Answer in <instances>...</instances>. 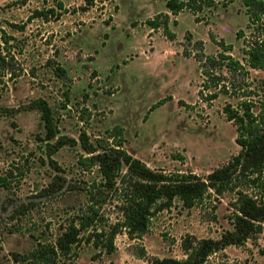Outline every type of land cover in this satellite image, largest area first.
I'll use <instances>...</instances> for the list:
<instances>
[{"label": "rangeland", "instance_id": "1", "mask_svg": "<svg viewBox=\"0 0 264 264\" xmlns=\"http://www.w3.org/2000/svg\"><path fill=\"white\" fill-rule=\"evenodd\" d=\"M166 1L0 0V37L11 38L13 63L21 73L12 80L3 72L0 81V176L14 170L11 190L0 188V264H7L11 253L33 247L32 231H46L53 239L69 215L68 206L79 203L71 192L37 196L54 171L39 140L43 127L40 111L33 108L36 99L53 107L61 133L78 139L84 130L95 141L118 126L130 153L168 173L192 171L204 177L240 151L236 125L224 108L247 97L242 89H254V101L264 98V68L233 75L218 70L232 94L210 99L217 88L204 87L206 76L195 54L223 49L212 40L214 34L233 45L234 57H246L245 49L260 34L255 24V29L247 27L249 7L245 0H198L193 9L175 15ZM36 11L43 15L34 17ZM152 19L167 21L174 38L162 26L148 33ZM241 29L246 34L239 39ZM59 65L67 70L63 77L54 72ZM82 152L80 143L69 145L53 159L69 176L89 179L97 169L79 168ZM244 189L264 199V181L256 189ZM235 197V192L212 193L193 208L175 201L153 217L142 238L121 232L112 254L83 245L68 264H150V257L185 258V237L220 238L232 228ZM31 202L36 203L32 214L11 218V209ZM140 246L147 258L137 254ZM206 264H264V230L257 240L228 246Z\"/></svg>", "mask_w": 264, "mask_h": 264}, {"label": "trees", "instance_id": "2", "mask_svg": "<svg viewBox=\"0 0 264 264\" xmlns=\"http://www.w3.org/2000/svg\"><path fill=\"white\" fill-rule=\"evenodd\" d=\"M195 1L198 0H168L166 6L172 13L179 14L183 9H193ZM245 4L251 16V23L247 27L255 29L251 25L255 24L260 33L245 49L246 57H234L231 53L233 45L217 40L214 34H211L212 40L223 49L215 54L202 51L195 54L206 76L204 87L207 90L218 89L210 99L217 98L222 92L232 94L231 86L222 83L223 77L217 73L218 70L224 69L233 75L248 72L249 68H264V0H245ZM209 5L212 6V3ZM63 6L60 1L59 8ZM51 12L54 14V9ZM42 15L41 11L33 14L34 17ZM148 23L154 28L163 26L174 38L167 21L152 19ZM245 34L246 30L241 29L237 38H243ZM10 40L6 35L0 37V81L3 72L12 80L21 75L16 72L13 63L15 57L9 46ZM54 72L63 77L67 70L59 65ZM246 86L251 88L252 85L248 83ZM242 91V96H247L245 99L224 108L227 119L236 125V142L240 151L204 177L192 171L168 173L151 168L125 148L123 129L118 126L107 129L105 135L97 137L95 141L84 130L78 139L65 135L58 128L50 103L43 98L34 100L33 108L40 111L43 127L39 140L44 145L49 167L54 171L50 181L39 187L36 195L41 197L71 192L77 195L79 203L68 206L69 215L59 225L53 239L46 237V231L41 230L38 234L32 231L31 237L35 239L33 247L24 253H11L7 264H68L78 257L83 245L93 247L98 254H112L117 250L116 238L121 232L127 231L131 239H140L150 231L153 217L171 208L175 201L181 202L185 208H193L212 193L221 196L225 192H235L232 228L220 238L187 236L182 242L185 258L150 257L149 263L206 264L210 256L228 246H241L249 240H257L264 230V199L244 188L256 189L264 181V98L254 101L251 98L255 96L254 89ZM200 94L204 96V90ZM78 143L83 151L78 159L79 168L84 172L97 169V174L89 179L69 176L53 159V155L63 147ZM42 160L46 162L44 157ZM13 172L7 170L5 175L0 176V188L11 190L10 177ZM35 204L31 202L15 206L10 210L11 218L19 219L32 214ZM137 254L140 258H147L143 246L138 247Z\"/></svg>", "mask_w": 264, "mask_h": 264}, {"label": "crops", "instance_id": "3", "mask_svg": "<svg viewBox=\"0 0 264 264\" xmlns=\"http://www.w3.org/2000/svg\"><path fill=\"white\" fill-rule=\"evenodd\" d=\"M167 3V1L165 2V4ZM165 14H170V12L169 11H165ZM175 15H177V14H175ZM169 26V25H168ZM163 27V26H162ZM158 28H160V27H158ZM158 28H154V27H152V26H150V28H148V33H150V32H152L154 29H158ZM169 30H170V27H169ZM171 31V30H170ZM172 32V31H171ZM173 33V32H172Z\"/></svg>", "mask_w": 264, "mask_h": 264}]
</instances>
